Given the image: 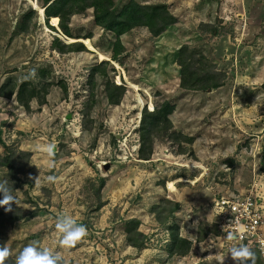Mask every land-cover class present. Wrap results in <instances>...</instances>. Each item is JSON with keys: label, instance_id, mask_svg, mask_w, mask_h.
Masks as SVG:
<instances>
[{"label": "rangeland", "instance_id": "obj_1", "mask_svg": "<svg viewBox=\"0 0 264 264\" xmlns=\"http://www.w3.org/2000/svg\"><path fill=\"white\" fill-rule=\"evenodd\" d=\"M134 1L165 4L176 23L158 37L143 27L123 35L114 61L116 36L95 24L93 9L69 20L85 51L59 53L55 38L72 44L59 26L27 0H0V180L20 202L0 222L9 249L0 264H15L29 244L65 264H235L230 249L240 245L228 244L216 202L264 195V0ZM183 47L203 74H218L219 89L181 87ZM23 83L37 93L28 104L17 97ZM108 83L124 88L118 105ZM11 84L15 93L2 96ZM165 102L174 107L169 130L141 153L143 111ZM62 214L85 227L70 246L55 227ZM132 220L143 248L128 242ZM174 226L190 242L185 256L170 254Z\"/></svg>", "mask_w": 264, "mask_h": 264}, {"label": "trees", "instance_id": "obj_2", "mask_svg": "<svg viewBox=\"0 0 264 264\" xmlns=\"http://www.w3.org/2000/svg\"><path fill=\"white\" fill-rule=\"evenodd\" d=\"M38 1L43 3V7L40 8L45 9V20L47 24L51 19L50 21L52 26H48L53 30H55L54 27L59 26L60 30L66 37H68V41L70 42L77 41L76 39H72L73 36L69 29L70 18L75 14H81L89 9H93L95 24L104 30L113 32L116 36L112 56V60L114 61H117L124 51L121 41V37L123 35L129 33L135 28L143 27L148 29L154 37H158L162 35L169 26L176 23V18L170 13L165 4L141 5L134 0H130L120 7L117 6L115 0ZM30 14L34 15L35 12L32 11ZM24 30L25 28H23V31ZM53 47L59 53L85 51L83 44L79 42L65 44L59 38H55ZM186 49L187 47H183L180 50L179 58L177 60V63L181 68V87L185 90L191 91H211L219 89L222 86V83L218 74H203L202 69L199 66H196L191 61L190 57L187 56ZM99 69L100 67L98 66L94 68L93 72H96ZM102 74L105 75L106 71H103ZM28 87V83H23L19 87L17 97L21 103L28 104L29 100L37 97L36 91L34 89L29 90ZM16 89L17 86L11 84L8 91H5V88H3L1 95L4 97H11L15 93ZM106 89L108 94L107 97L110 103L118 105L122 96H124V88L122 86L114 85L113 83H108ZM173 111L174 107L169 102L157 105L156 109L151 113H148L145 110L143 111L141 123L142 130L140 132L143 146L141 153H143L145 144L152 135L167 132L169 130L167 125L170 123L169 116ZM2 144L7 152L10 151L9 147L5 146L4 143ZM0 164H2V166L4 165L3 162ZM12 165L15 166L13 163ZM0 198H2V196H0ZM178 208L179 205L175 204L174 208L169 210L168 215L165 216V220H168V218H170ZM5 212V208L0 210V222L3 220ZM165 212L166 210L160 211L159 216L164 217ZM161 222L164 223V220ZM126 224L128 226H133L132 228L128 227V242L133 247L139 249L143 248L146 243L144 242L146 237L142 233L137 232L139 222L137 220H132L126 222ZM171 241L172 244L169 250L171 256H185L188 253L190 242L180 237L179 228L177 226L172 228ZM252 252L255 254V264H260L259 253L256 251ZM1 264H3L2 261ZM249 264H251V259H249Z\"/></svg>", "mask_w": 264, "mask_h": 264}, {"label": "clouds", "instance_id": "obj_3", "mask_svg": "<svg viewBox=\"0 0 264 264\" xmlns=\"http://www.w3.org/2000/svg\"><path fill=\"white\" fill-rule=\"evenodd\" d=\"M46 21V20H45ZM55 144H49L46 151L49 155H54ZM56 177L49 175L47 181L55 182ZM39 183V178L36 179ZM0 206H7L6 211H12L11 205L15 203L19 205V200L13 194V189L7 179L0 180ZM56 229L62 234L60 240L61 246H70L72 243L79 239L85 233V227L76 222V220L67 214H62L57 217ZM235 237L233 233L229 232L226 239L231 241ZM9 254V249L0 245V257H5ZM230 255L235 261V264H255V254L245 245L234 246L230 249ZM15 264H65L63 258L59 254L53 253L47 248L40 247L39 245L29 244L21 253L16 257Z\"/></svg>", "mask_w": 264, "mask_h": 264}, {"label": "built area", "instance_id": "obj_4", "mask_svg": "<svg viewBox=\"0 0 264 264\" xmlns=\"http://www.w3.org/2000/svg\"><path fill=\"white\" fill-rule=\"evenodd\" d=\"M216 207L220 229L238 237L228 244L245 245L264 257V195L220 196Z\"/></svg>", "mask_w": 264, "mask_h": 264}, {"label": "bare ground", "instance_id": "obj_5", "mask_svg": "<svg viewBox=\"0 0 264 264\" xmlns=\"http://www.w3.org/2000/svg\"><path fill=\"white\" fill-rule=\"evenodd\" d=\"M27 1H29L30 4H32L31 6H34V7L39 11L42 20H43V18H44V20H45V10H44V8L41 9V8H40V7L34 2V0H27ZM50 20H51V19H50ZM43 23H44V21H43ZM75 42H76V41H75ZM70 43H72V42H70Z\"/></svg>", "mask_w": 264, "mask_h": 264}, {"label": "water", "instance_id": "obj_6", "mask_svg": "<svg viewBox=\"0 0 264 264\" xmlns=\"http://www.w3.org/2000/svg\"><path fill=\"white\" fill-rule=\"evenodd\" d=\"M34 2L37 4V0H34ZM34 9H36L35 7H34ZM45 10V9H44ZM43 20H44V18H43ZM57 30H59V28L57 27Z\"/></svg>", "mask_w": 264, "mask_h": 264}]
</instances>
